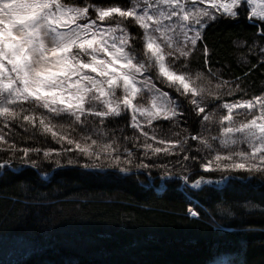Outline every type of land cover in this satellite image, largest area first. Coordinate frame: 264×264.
I'll return each mask as SVG.
<instances>
[{
	"label": "trees",
	"instance_id": "1",
	"mask_svg": "<svg viewBox=\"0 0 264 264\" xmlns=\"http://www.w3.org/2000/svg\"><path fill=\"white\" fill-rule=\"evenodd\" d=\"M117 2L125 4L127 0ZM130 30L136 32L135 28ZM262 33L264 26L259 21L253 24L247 13L236 20L221 16L204 29L189 67L206 75L211 69L233 89L236 85L242 89L229 95V89L224 88L219 99L206 98L207 111H215L217 119L226 114L219 107L223 103L264 95ZM156 85L177 97L189 116L187 125L181 121L175 127L171 121L159 120L152 127L158 137L168 140L189 136L187 148L191 150L148 159L142 147L124 139L137 136V145L144 142V137L131 128L126 113L107 129L120 146L115 154L121 156L120 167L130 168L124 173L110 167L113 161L103 156L94 161L75 150L63 152L62 148L75 149V145L58 143L50 133L41 134L38 122L36 129L29 125L28 131L12 125L7 139L17 147L42 151L29 155L36 167L25 164L19 151L15 157L11 151H0V163L10 162L9 167L0 168V264H264V173H233L238 179L231 183L190 187L188 184L200 176L217 180L225 174L204 173L199 167L209 153L191 140L190 134L202 131L203 114L197 116L193 106L173 89L158 80ZM219 129L214 122L211 135H218ZM55 130L77 140L81 136L79 126L76 131ZM144 130L152 129L145 125ZM148 142L154 147L165 146ZM214 146L219 149L218 143ZM125 148L134 153L130 165L124 163ZM47 149L54 150L48 159L43 156ZM184 154L189 155L188 161L183 160ZM69 160L74 163L69 164ZM92 163L101 167H84ZM142 163L155 166L137 168ZM184 176L189 177L187 184L181 180ZM189 209L198 215L191 216Z\"/></svg>",
	"mask_w": 264,
	"mask_h": 264
},
{
	"label": "snow or ice",
	"instance_id": "2",
	"mask_svg": "<svg viewBox=\"0 0 264 264\" xmlns=\"http://www.w3.org/2000/svg\"><path fill=\"white\" fill-rule=\"evenodd\" d=\"M245 13L253 24L259 21L264 26V0H127L125 4L117 0L108 4L103 0H0V151H11L12 157L19 151L25 164L36 167L28 158L42 149L17 147L7 137L13 124L28 131L29 125L36 129L38 122L41 134L75 145V149L62 148L63 152L75 150L94 161L103 156L113 161L110 167L124 173L130 168L120 167L121 156L115 155L120 146L107 129L128 113L131 128L144 142L137 145V136L124 139L142 147L148 159L161 153H186L191 150L189 136L168 140L158 137L152 127L159 120L171 121L175 127L181 121L187 125L189 116L177 97L157 87L158 80L184 97L197 116L203 114L202 131L190 134L209 153L199 167L204 173L225 174L216 181L200 176L191 184L193 189L231 183L238 179L233 173H264V95L223 103L219 107L226 114L217 119L215 111H207L206 98L219 99L224 88L229 95L242 89L239 85L233 89L211 69L206 75L189 67L210 21L221 16L236 20ZM260 51L264 53V47ZM203 55L207 66L206 45ZM240 116L244 119L238 120ZM214 122L220 125L218 135H211ZM145 125L151 132L144 130ZM76 126L81 130L79 140L55 130L76 131ZM149 140L165 146L154 147ZM53 151L43 150L44 158ZM124 153V163L130 165L134 153L127 148ZM189 159L183 155V160ZM191 159L199 162L195 156ZM9 166V160L0 163V168ZM154 166L142 163L137 168ZM182 179L189 182L187 176ZM189 214L198 215L192 209Z\"/></svg>",
	"mask_w": 264,
	"mask_h": 264
},
{
	"label": "rangeland",
	"instance_id": "3",
	"mask_svg": "<svg viewBox=\"0 0 264 264\" xmlns=\"http://www.w3.org/2000/svg\"><path fill=\"white\" fill-rule=\"evenodd\" d=\"M227 2H230V0H227ZM202 7H207V5H203ZM249 11H250V9H249ZM240 111H242V110H240ZM130 115V114H129ZM142 119V118H141ZM130 120H131V116H130ZM206 178V177H205ZM162 179H164V178H162ZM207 179H210V178H207ZM181 180H182V182L184 183V180L181 178ZM217 180H220V179H217ZM214 181H216V180H214ZM193 182H191V183H189L188 185L191 187V184H192ZM222 184H224V183H222ZM222 184H219V185H217V184H211V185H216V186H221ZM202 185H204V184H202ZM201 185V186H202ZM208 185H210V184H208Z\"/></svg>",
	"mask_w": 264,
	"mask_h": 264
}]
</instances>
